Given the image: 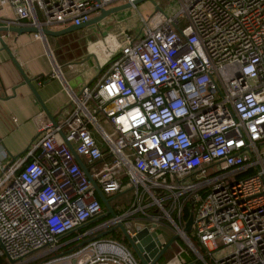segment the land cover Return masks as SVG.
<instances>
[{"label": "built area", "instance_id": "1", "mask_svg": "<svg viewBox=\"0 0 264 264\" xmlns=\"http://www.w3.org/2000/svg\"><path fill=\"white\" fill-rule=\"evenodd\" d=\"M133 1L0 0L13 13L0 23L35 27L45 46L43 28L79 26ZM175 1L177 11L156 5L142 14L132 6L138 30L89 44L99 78L68 91L72 110L56 125L46 112L34 116L23 160L0 176L7 264H141L118 226L139 216L146 224L126 232L151 234L165 220L189 243L180 223L187 202L199 260L264 264V0ZM98 44L108 49L103 57ZM76 157L109 200L133 194L124 212L110 205L116 217L83 233L107 210ZM95 233L102 236L78 244Z\"/></svg>", "mask_w": 264, "mask_h": 264}, {"label": "crops", "instance_id": "2", "mask_svg": "<svg viewBox=\"0 0 264 264\" xmlns=\"http://www.w3.org/2000/svg\"><path fill=\"white\" fill-rule=\"evenodd\" d=\"M0 17H13V13L3 2H0ZM65 27L67 26L55 30ZM1 36L25 75L32 80L39 99L55 121L62 120L63 116L73 108L68 91L78 94L85 85H93L99 78V70L94 69L92 64H74L72 60L65 59L64 55L53 50L47 39L44 46L29 33L21 35L2 33ZM101 47V44L95 46L94 52ZM47 52L56 68L53 67ZM54 70H57L59 79L53 77ZM0 89V165L4 168L0 172L1 176L6 174L7 170L16 168L23 160L36 136L33 118L45 111L30 88L24 84L1 45ZM123 193L125 192L120 195Z\"/></svg>", "mask_w": 264, "mask_h": 264}, {"label": "rangeland", "instance_id": "3", "mask_svg": "<svg viewBox=\"0 0 264 264\" xmlns=\"http://www.w3.org/2000/svg\"><path fill=\"white\" fill-rule=\"evenodd\" d=\"M159 5L163 10H167L168 7L173 8V11L178 10V3L175 0H146L137 5V9L142 14H148L153 11V6ZM139 22L137 11L130 8L118 13L112 14L104 18L99 23L84 27L74 32L59 36V37H46L47 42L51 45L53 50H57L59 53L64 55L65 59L72 60L74 64L89 65L92 64L94 69L99 70L95 64L94 55L89 53L88 45L97 40L98 36H102L106 33L116 34L122 29L134 28L139 29ZM109 48L114 47L113 43H107ZM108 49H104L102 46L96 51V54L103 57ZM85 56V57H84ZM99 121L101 122L100 118ZM105 126V125H104ZM98 143L102 146L101 139L97 136ZM264 152V147L261 148ZM210 172V170L208 171ZM120 195V194H119ZM112 196L109 203L111 206L117 205L120 211L124 212L132 202L131 191L123 193V195ZM146 223L140 219L139 216H133V218L126 220L123 225L125 229L134 230L138 226H143ZM156 233L160 240H164L166 243L169 242L174 236L177 235L168 225L167 221L163 220L158 224ZM192 234V232H190ZM122 241H126L123 234ZM106 237H111L107 234ZM130 248V246H128ZM131 249V248H130ZM192 253V254H191ZM195 256V260L193 259ZM164 264H185L184 259H190L192 264H204L198 259L194 251L188 248L187 243L184 239L178 237L171 243L168 249L165 251ZM3 258V264H7L8 260ZM198 261V262H197Z\"/></svg>", "mask_w": 264, "mask_h": 264}, {"label": "water", "instance_id": "4", "mask_svg": "<svg viewBox=\"0 0 264 264\" xmlns=\"http://www.w3.org/2000/svg\"><path fill=\"white\" fill-rule=\"evenodd\" d=\"M143 1H146V0H134L131 4L126 3V4L119 5V6H114L112 8L106 9V10H101L100 14L98 16H95L94 18H92L87 23H84V24L79 25V26L70 25V26H67L61 30H49V29L43 28L40 32H41V35L43 38H46L48 36L59 37V36L74 32L76 30L82 29L84 27L99 23L104 18H106L112 14L118 13L120 11L130 9L132 6H137L138 4H140ZM2 33H13L16 35H21L24 33L33 34V33H39L38 29H36L35 27L0 26V45H1L2 49L5 50L7 52V54L9 55V57H10L11 61L13 62L15 68L19 72L24 84H26L30 88V90L32 91L34 96L37 98L42 109L48 113L46 107L42 104L41 100L39 99V97L36 93V90L34 89V87L32 85V80L29 79L25 75L24 71L21 69V67L19 66L16 59L14 58V56L9 51L7 44L5 43L3 37L1 36ZM48 115L50 116V118L52 119L54 124L56 125V121H55L54 117L52 115H50L49 113H48ZM68 146L70 147V149H72L70 144H68ZM76 160H77L78 164L80 165V167L82 168V170L85 172V174L89 177L88 171H87L86 167L83 165V163L80 161V159L78 157H76ZM89 179L92 183V186L94 188V191H95L97 197L100 199L103 206L107 210L106 213L111 218H115L116 214L114 213L113 209L110 206L109 199L103 195V193L100 191V189L98 188L96 183L90 177H89ZM192 224H193V215L190 214L187 222L185 223L184 229H183V232L186 235L191 232ZM118 227H119L121 233L123 234V236L125 237L128 245L130 246L134 255L137 257V259L139 260V262L141 264H157L158 260L164 255L165 251L168 249V247L171 245V243L178 238L177 235L174 236L169 242L165 243L161 249H159L160 242H159V238H158L156 233L153 232L150 234L148 232V230L146 228H144V229L136 232L133 236H130L126 232V229L124 228V226L122 224H120ZM71 233H73V232H71ZM101 236H102V234L98 235L96 238H100ZM85 243L86 242H82L80 244V246H82ZM187 246H188V248L191 249L193 245L191 244V242H189V243H187ZM0 249H1V245H0Z\"/></svg>", "mask_w": 264, "mask_h": 264}, {"label": "trees", "instance_id": "5", "mask_svg": "<svg viewBox=\"0 0 264 264\" xmlns=\"http://www.w3.org/2000/svg\"><path fill=\"white\" fill-rule=\"evenodd\" d=\"M104 152H106V149L104 150ZM253 172L252 171H247V172H244V173H241V174H239L238 176H237V178H243V177H246V176H248V175H250V174H252ZM96 197H97V195H96ZM97 199H98V201H99V203L101 204V206H102V208H104L105 209V207L103 206V204H102V202L100 201V199L97 197ZM106 210V209H105ZM122 211H119V212H115V213H117V214H119V213H121ZM192 213V205H191V203H189V202H187L185 205H184V207H183V209H182V215H181V225L182 226H184L185 225V223L187 222V220H188V218H189V216H190V214ZM108 217H110V216H108ZM101 223V221L99 222V223H97V224H88L87 226H84V227H82V228H80L79 229V233H83L84 231H87V230H89V229H91V228H93V227H95V226H97L98 224H100ZM101 233H95L94 235H92V236H89V237H87V238H85V239H83L81 242H79L78 244H80V243H82V242H87V241H89V240H91V239H94V238H96L98 235H100ZM74 235H70V236H68V237H66V238H64V240H66V239H69V238H71V237H73ZM187 237L190 239V241H191V243L193 244V246L198 250V252L201 254V255H204L203 254V250H202V248L199 246V244H198V242L195 240V238L192 236V234L191 233H189V234H187ZM124 242V241H123ZM124 243H126V245L127 246H129L128 245V243H127V241H125ZM77 244V245H78ZM73 247V246H72ZM65 250H67V249H65ZM192 254V253H191ZM195 256H193V259L192 260H195ZM2 262H3V258L2 257H0V264H2ZM184 262H185V264H192V261L190 260V259H184ZM198 262V261H197ZM157 264H164V257L162 256L159 260H158V262H157Z\"/></svg>", "mask_w": 264, "mask_h": 264}, {"label": "flooded vegetation", "instance_id": "6", "mask_svg": "<svg viewBox=\"0 0 264 264\" xmlns=\"http://www.w3.org/2000/svg\"><path fill=\"white\" fill-rule=\"evenodd\" d=\"M109 215L108 214H106L103 218H94L93 220H91L90 222H88L85 226H87L88 224L90 225V224H97V223H99L100 221L101 222H105V221H109L110 220V218L111 217H108ZM77 233V231H74L73 233H70L68 236H70V235H74V234H76ZM67 236V237H68Z\"/></svg>", "mask_w": 264, "mask_h": 264}]
</instances>
